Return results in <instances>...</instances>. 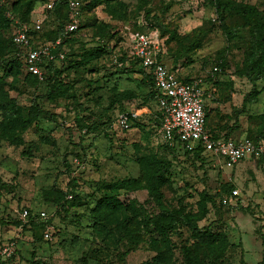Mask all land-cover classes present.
<instances>
[{"label": "rangeland", "instance_id": "rangeland-1", "mask_svg": "<svg viewBox=\"0 0 264 264\" xmlns=\"http://www.w3.org/2000/svg\"><path fill=\"white\" fill-rule=\"evenodd\" d=\"M26 1L33 2V20L46 18L49 0H4L3 6L16 10ZM82 3V30L71 47L75 57L52 85L23 69L5 71L15 56L8 31L0 33V249L12 251L0 264H259L264 78L248 76L247 68L254 27L264 25V0ZM136 26L161 31L164 62L180 77L216 89L215 96H205L210 136L249 135L262 149L258 157L227 169L208 155L200 167L166 147L154 89L141 82L129 59ZM232 31L237 37H230ZM99 45L107 47L104 55H88L86 49ZM123 55L125 63L119 61ZM16 107L36 115L30 127L8 128ZM125 114L137 115L129 129L118 121ZM161 163L171 164L162 184L156 178ZM125 181L138 184L119 191L105 186ZM225 185L240 192L226 207L211 198ZM107 197L116 205L106 204ZM163 212L183 219L176 222ZM190 220L217 237L216 254Z\"/></svg>", "mask_w": 264, "mask_h": 264}, {"label": "built area", "instance_id": "built-area-1", "mask_svg": "<svg viewBox=\"0 0 264 264\" xmlns=\"http://www.w3.org/2000/svg\"><path fill=\"white\" fill-rule=\"evenodd\" d=\"M3 2L4 0H0V8L3 7ZM67 2L72 20L65 28V36L79 30L82 12L80 0H67ZM54 6L55 2H50L46 9L52 10ZM44 21L45 19L33 20L31 29L40 31ZM31 29L28 26L15 28L12 33V42L21 51L27 73L44 81L41 65L58 59L62 61L65 59V54L55 55L61 41L56 45L47 44L36 47L30 36ZM130 37L132 55L154 77L159 92L158 107L162 115V138L169 149L181 148L187 152H193L201 146L205 153L215 161L224 164L227 169H234L247 157H258L261 154V147L249 139L214 140L210 136L206 129L205 96L211 89L201 80H194L191 83L181 82L168 66L158 60L161 54L158 33L135 32ZM136 118V114H125L120 115L118 121L124 129H129V122ZM239 197L240 192L234 190L232 196L225 198L223 202L225 205H232V201ZM41 216L46 218L45 213ZM49 238L50 235L46 234V239ZM11 252L10 247L0 249V262L10 259Z\"/></svg>", "mask_w": 264, "mask_h": 264}, {"label": "trees", "instance_id": "trees-1", "mask_svg": "<svg viewBox=\"0 0 264 264\" xmlns=\"http://www.w3.org/2000/svg\"><path fill=\"white\" fill-rule=\"evenodd\" d=\"M80 1L82 3L83 0H80ZM50 2H55V6L52 10H47L46 7ZM13 8L15 7H12V9H8L7 3H6L2 7V10L0 11V33L3 30L8 31L9 39L7 43L9 44L15 56V61H13L8 66H6L5 71L8 70V67H11L9 73H12L15 71L18 73L20 69H23L26 72L27 77L35 79L36 81H40L37 77L32 76L31 74L27 73L25 65H24V61L21 56V51L18 48H16L12 42V33L15 28L28 26L31 29L32 24H33V16H34L33 2L26 1L25 3H23L21 7L16 8V10ZM84 9H86V7L82 3L81 11H83ZM43 13H45L46 18L44 21V25L42 26V29L40 31L31 29L30 36L32 37L33 43L37 47L40 45H47V44L56 45L57 42L61 41L60 46L57 47V50L55 51V55L59 53L65 54V59L62 61L58 59L56 61L46 62L41 65L43 75H44V81H40V82L46 85H52L59 79L60 75H63L66 72V70H68L71 67L72 60L75 57V52L72 51L71 47L73 46V43L76 40L75 38L76 35L82 30V27H79V30L76 33L70 34L69 36H65V28L71 23V20H72V16H71V12H70L67 0H49L44 5ZM246 14L249 18H251V13L246 12ZM254 29L256 30L252 34V45H253L252 46L253 52L251 55L252 59H250V66L247 68V71L249 74L247 75L250 76V74L257 73L258 75L264 78V25L256 26L254 27ZM148 31H150V29H147L145 27L136 26L135 29L130 33V35L135 32H148ZM232 32L233 33L230 34V37L231 38L237 37V34H235L234 31ZM159 40L161 43V54L159 55L158 60L166 65L163 59L165 42H164L163 35L160 30H159ZM86 50L88 51L87 53H89L88 55L92 57L93 56L100 57V55H104L106 53L107 47L103 45H99L96 49H86ZM126 56L127 55H123L119 59V61L122 63H125L127 60ZM129 59H132L131 63L134 64L135 67L136 66L138 67L137 72L142 75L141 82L154 89V94L156 95L157 105H158L159 92L156 88L153 75L150 72L146 71L144 67L142 66L141 62L138 59H136L134 56H132ZM169 69L174 74L178 75L171 68ZM178 77H179V80L183 83H191L192 81H194L193 79L183 78V77H180L179 75ZM207 86L210 89L214 88L211 85H207ZM209 94L213 95V93H211V90L210 92L207 93V95ZM160 119L162 121V115H160ZM206 119H207V113H206ZM35 120H36L35 114L30 113L29 115L26 116L22 108L16 107L14 111L11 113V115L10 114L8 115L7 126L8 128L12 129L13 125L21 123L23 127L26 128V127H30V125H32ZM213 139L218 140L215 137H213ZM230 139H231L230 137L224 138V140H230ZM246 139L251 140L256 145L258 143L256 142L255 139H253L249 135H246ZM169 150L176 153L177 155H183L185 158L191 159L193 163H196V164L200 163V167H203V165L206 162L205 161L206 157H208V154L205 153L204 149L201 146L193 152H187L181 148L169 149ZM213 160L215 161V159ZM170 168H171L170 163H161L160 168L156 171V178L159 181H161V184L165 182V174L169 171ZM137 184L138 182L130 183L129 181H125V182H120L116 184H107L105 186L107 187L108 190L119 191L121 189L131 188V186H135ZM234 190L235 189L231 188L230 186L225 185L222 187V189H220L217 195H214L211 198L213 201L217 200L218 204L221 206H224V207L229 206V205H225L223 201L225 198H230L232 196V191ZM205 197L210 198L207 195H205ZM71 199L74 200L75 206H80L81 199L78 196L72 195ZM67 201L68 200H66V202ZM105 203L108 205H112V206L116 205L115 199L113 197H107L105 199ZM163 214H166V216L169 218H173V219L176 218V222H179L181 219H183L182 216L178 214L163 212L161 215ZM158 222H160L159 216L152 218V220H150V223L152 225ZM190 222H191V225L194 231H196V233L199 235L203 243H205L209 248H211V250H213V252L216 254L221 248V245H219L220 247H216L218 244L217 237H215L214 235L208 232L202 233L194 226L193 220H190ZM31 224H34V222H31ZM263 247H264V241H263ZM259 264H264V251H263L262 261Z\"/></svg>", "mask_w": 264, "mask_h": 264}, {"label": "crops", "instance_id": "crops-1", "mask_svg": "<svg viewBox=\"0 0 264 264\" xmlns=\"http://www.w3.org/2000/svg\"><path fill=\"white\" fill-rule=\"evenodd\" d=\"M211 93H213V95L216 93V90L214 88L211 89Z\"/></svg>", "mask_w": 264, "mask_h": 264}]
</instances>
